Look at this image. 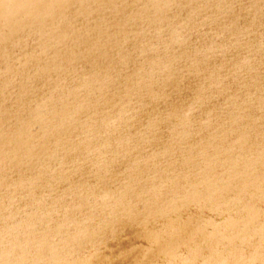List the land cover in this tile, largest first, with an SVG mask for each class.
<instances>
[{
    "label": "water",
    "instance_id": "1",
    "mask_svg": "<svg viewBox=\"0 0 264 264\" xmlns=\"http://www.w3.org/2000/svg\"><path fill=\"white\" fill-rule=\"evenodd\" d=\"M0 264H264V0H0Z\"/></svg>",
    "mask_w": 264,
    "mask_h": 264
}]
</instances>
